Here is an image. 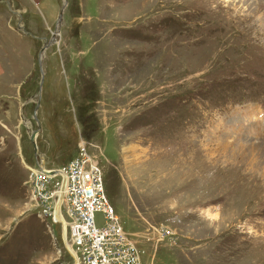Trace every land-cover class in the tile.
I'll return each instance as SVG.
<instances>
[{
	"label": "rangeland",
	"instance_id": "rangeland-1",
	"mask_svg": "<svg viewBox=\"0 0 264 264\" xmlns=\"http://www.w3.org/2000/svg\"><path fill=\"white\" fill-rule=\"evenodd\" d=\"M0 60V264H71L36 130L46 168L84 143L141 264H264V0H0Z\"/></svg>",
	"mask_w": 264,
	"mask_h": 264
},
{
	"label": "built area",
	"instance_id": "built-area-1",
	"mask_svg": "<svg viewBox=\"0 0 264 264\" xmlns=\"http://www.w3.org/2000/svg\"><path fill=\"white\" fill-rule=\"evenodd\" d=\"M81 141V140H80ZM29 182L35 202L60 225L62 244L71 264H141L142 251L119 222L104 188L99 165L84 143L76 156L64 165L41 168L40 161ZM57 178L54 185L47 180ZM102 212L104 224H95L94 214ZM161 238L173 237L170 227H154Z\"/></svg>",
	"mask_w": 264,
	"mask_h": 264
},
{
	"label": "water",
	"instance_id": "water-1",
	"mask_svg": "<svg viewBox=\"0 0 264 264\" xmlns=\"http://www.w3.org/2000/svg\"><path fill=\"white\" fill-rule=\"evenodd\" d=\"M64 8H65V4L62 5V9L58 13L57 23H56L55 31L53 33L52 38L49 39L47 43H44L43 46H41V48L39 49L38 62H39L40 69H41V63H42V59H43V54H44V51H45L46 47L48 45L54 43L55 41H57V37H58L57 36L58 35L57 32L59 31L60 24L62 22V16H63ZM17 26H18V29H22L20 24H18ZM41 83H42V79L40 80V87H39V91H38L39 94L41 93ZM38 104H39V101H37V103L35 105L33 116L36 115V111L38 109ZM38 129H39V126H38ZM37 133H38L37 130L32 132L31 141H32V143L34 145V151H35L36 155H38L40 157L39 160H40L41 168H44V158H43L42 154L40 153V151L38 150V147H37V144H36Z\"/></svg>",
	"mask_w": 264,
	"mask_h": 264
},
{
	"label": "crops",
	"instance_id": "crops-1",
	"mask_svg": "<svg viewBox=\"0 0 264 264\" xmlns=\"http://www.w3.org/2000/svg\"><path fill=\"white\" fill-rule=\"evenodd\" d=\"M4 74V68L1 65V60H0V77Z\"/></svg>",
	"mask_w": 264,
	"mask_h": 264
},
{
	"label": "flooded vegetation",
	"instance_id": "flooded-vegetation-1",
	"mask_svg": "<svg viewBox=\"0 0 264 264\" xmlns=\"http://www.w3.org/2000/svg\"><path fill=\"white\" fill-rule=\"evenodd\" d=\"M51 38H52V37H51ZM51 38H50V39H51Z\"/></svg>",
	"mask_w": 264,
	"mask_h": 264
}]
</instances>
